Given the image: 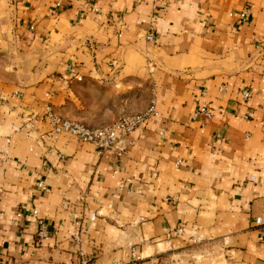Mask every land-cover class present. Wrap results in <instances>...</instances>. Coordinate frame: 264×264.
I'll use <instances>...</instances> for the list:
<instances>
[{"label": "crops", "instance_id": "obj_1", "mask_svg": "<svg viewBox=\"0 0 264 264\" xmlns=\"http://www.w3.org/2000/svg\"><path fill=\"white\" fill-rule=\"evenodd\" d=\"M162 1L151 42L147 0H0V264H77L80 226L94 264H264V0ZM152 99L119 155L47 116L110 124Z\"/></svg>", "mask_w": 264, "mask_h": 264}, {"label": "built area", "instance_id": "obj_2", "mask_svg": "<svg viewBox=\"0 0 264 264\" xmlns=\"http://www.w3.org/2000/svg\"><path fill=\"white\" fill-rule=\"evenodd\" d=\"M151 3L153 8V14L151 16V26L147 39L151 42H155L156 38L153 34V28L157 21L156 12H164L167 7L166 3L162 0H147ZM58 6L61 5L59 2ZM252 7L250 4H246L244 8L240 11L238 15L231 14L232 17L237 16L241 21H247L251 17ZM244 99H249L251 97L250 91L243 92ZM47 116L49 122L52 126V133L54 137L60 135H70L76 138L81 143H90L97 147L101 152L108 151L114 154H124L129 146L132 144L130 141L131 135L139 128L145 126L146 122L151 117H158L155 101L152 99L149 108L142 113L133 115H123L113 121L110 124L93 125L77 121H72L70 119L62 118L57 115L52 107H47ZM252 115L245 116V118H251ZM202 118L204 121H208L212 118V113L208 105H202L194 113L193 119ZM4 155L8 154V150H4ZM39 188L42 190L46 189L44 181L39 183ZM24 213H18V217H22ZM33 217L37 218L39 230L37 233L38 242L48 240L51 237V231L49 229V224L46 220L38 216V211L34 209L31 212ZM264 224V216H263ZM177 234H183V230L180 228L177 230ZM83 228L80 226L73 235V240L76 243L78 249V263L77 264H94L90 261L87 254L81 249L80 244L82 241ZM142 261V256L138 252L134 251L132 253L131 264H138Z\"/></svg>", "mask_w": 264, "mask_h": 264}]
</instances>
